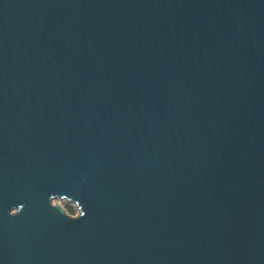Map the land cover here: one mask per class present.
Returning <instances> with one entry per match:
<instances>
[{
	"label": "water",
	"instance_id": "obj_1",
	"mask_svg": "<svg viewBox=\"0 0 264 264\" xmlns=\"http://www.w3.org/2000/svg\"><path fill=\"white\" fill-rule=\"evenodd\" d=\"M0 264H264V0H0Z\"/></svg>",
	"mask_w": 264,
	"mask_h": 264
},
{
	"label": "rangeland",
	"instance_id": "obj_2",
	"mask_svg": "<svg viewBox=\"0 0 264 264\" xmlns=\"http://www.w3.org/2000/svg\"><path fill=\"white\" fill-rule=\"evenodd\" d=\"M63 199L64 198L57 197L53 199V202L62 205L70 214L76 215V213L79 211L77 204L68 199H65L66 201H63Z\"/></svg>",
	"mask_w": 264,
	"mask_h": 264
},
{
	"label": "bare ground",
	"instance_id": "obj_3",
	"mask_svg": "<svg viewBox=\"0 0 264 264\" xmlns=\"http://www.w3.org/2000/svg\"><path fill=\"white\" fill-rule=\"evenodd\" d=\"M63 201H66L65 199H63Z\"/></svg>",
	"mask_w": 264,
	"mask_h": 264
},
{
	"label": "built area",
	"instance_id": "obj_4",
	"mask_svg": "<svg viewBox=\"0 0 264 264\" xmlns=\"http://www.w3.org/2000/svg\"><path fill=\"white\" fill-rule=\"evenodd\" d=\"M76 214H78V212Z\"/></svg>",
	"mask_w": 264,
	"mask_h": 264
}]
</instances>
